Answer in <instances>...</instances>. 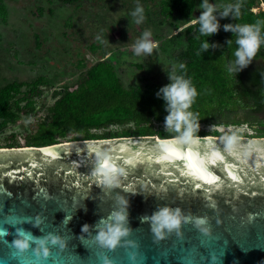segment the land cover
Wrapping results in <instances>:
<instances>
[{
  "label": "water",
  "instance_id": "obj_1",
  "mask_svg": "<svg viewBox=\"0 0 264 264\" xmlns=\"http://www.w3.org/2000/svg\"><path fill=\"white\" fill-rule=\"evenodd\" d=\"M177 136L0 147V233L8 232L0 234V264H104L102 257L110 264H264V137L235 136L227 150L226 135L179 144ZM98 152L124 168L121 186L105 187L93 175ZM204 168L218 178L211 185H201ZM120 198L127 201L129 233L105 249L95 236L122 207ZM163 207L206 216L209 232L190 221L157 238L143 218ZM18 230L60 236L65 247L49 243V256L38 259L33 242L17 254Z\"/></svg>",
  "mask_w": 264,
  "mask_h": 264
},
{
  "label": "rangeland",
  "instance_id": "obj_2",
  "mask_svg": "<svg viewBox=\"0 0 264 264\" xmlns=\"http://www.w3.org/2000/svg\"><path fill=\"white\" fill-rule=\"evenodd\" d=\"M161 1L0 0L4 11L2 16L0 13V88L17 81L26 83L21 87L26 91L29 83L39 80L36 87L39 94L21 100L17 116L0 130V147H6L9 142L26 146L24 135L44 112V106L60 90L73 87L98 60L113 63L125 85L170 80L169 74L178 67L173 52L185 43L184 38L194 24L191 21L196 17L160 14ZM240 1L211 0L219 10ZM252 1L255 11H264V0ZM200 3L198 0L196 16L200 14ZM137 4L144 8L145 19L141 24L134 23L130 15ZM145 30L152 32L156 47L150 55L135 56L132 45ZM29 118L31 123L27 122ZM240 119L227 125L199 124V128L206 135H213L217 130L237 131L232 135L240 137H264V113L248 121H243L241 116ZM155 126L165 127V122ZM11 134H15L14 139Z\"/></svg>",
  "mask_w": 264,
  "mask_h": 264
},
{
  "label": "trees",
  "instance_id": "obj_3",
  "mask_svg": "<svg viewBox=\"0 0 264 264\" xmlns=\"http://www.w3.org/2000/svg\"><path fill=\"white\" fill-rule=\"evenodd\" d=\"M197 3L198 0H162L160 14L193 19L196 17ZM239 10L237 18L230 15L223 22L220 19V30L212 36L201 35L199 25L194 23L184 38L185 43L173 52L178 65L174 71L189 79L196 88L197 96L189 110L197 116L198 124L227 125L240 122V116L243 121H248L264 113V45L247 67L237 73L228 72L238 46L235 43L236 35L224 31L223 25L264 21V11H255L252 0L240 1ZM0 13L1 16L4 14L2 5ZM261 28L264 34V24ZM229 40L231 43H227ZM205 41L218 46L203 50L201 44ZM181 64L184 65L182 69L179 67ZM38 82L29 83L26 91L21 90L26 83L17 81L0 88V130L17 116L21 100L39 94L36 89ZM170 82L125 85L113 63L107 59L98 60L73 87L60 90L56 98L44 106V112L24 135L25 145L42 146L60 142L64 138L176 136L178 133L173 130L155 126L156 123L165 122L168 115L166 102L157 93ZM20 93L23 95L15 98ZM111 126L121 128L113 129ZM237 133L215 130L213 135ZM206 134L199 128L196 135ZM11 137L14 139L15 134H11ZM11 146L14 145L10 142L6 145Z\"/></svg>",
  "mask_w": 264,
  "mask_h": 264
},
{
  "label": "clouds",
  "instance_id": "obj_4",
  "mask_svg": "<svg viewBox=\"0 0 264 264\" xmlns=\"http://www.w3.org/2000/svg\"><path fill=\"white\" fill-rule=\"evenodd\" d=\"M199 16H196L191 23L199 25V33L201 35L212 36L220 30V19L232 16L237 18L240 15L239 4L229 3L223 6V10H219L218 6L211 2V0H201L198 5ZM134 23L141 24L144 19V8L137 4L135 9L130 13ZM264 21H257L255 24H225L223 25L224 31H231L236 35L235 43L238 46L233 55L234 60L230 61L229 73H237L247 67L257 55L259 49L264 45V34H262L261 25ZM152 32L145 30L141 36L132 45V51L135 56L150 55L156 43L151 39ZM231 43V40L227 41ZM218 45H210L208 41L201 44L203 50L209 49V47H217ZM182 69L183 64L179 65ZM176 65H173V69ZM170 83L161 87L157 93L158 97H162L166 102V110L168 115L165 117V127L178 133L175 143H188L195 137L199 129L197 116L190 111V107L197 96L196 88L192 85L191 81L182 75H177L176 71H171L169 74ZM28 123H31V118L28 119ZM236 142L235 135L225 137V145L227 150H231ZM214 156H218L217 153H213ZM98 163L94 169L93 175L97 180L108 188H115L121 186V177L125 175L123 167L115 165L112 162V158L108 152H98ZM122 207L118 211H114L111 215L110 222L101 221L102 227H98L95 240L98 244L105 249H114L120 243L122 237H125L129 233V229L125 226L127 220L126 206L127 201L123 198L119 200ZM144 220H150L151 231L157 238H161L164 235V231L171 232L178 230L182 223L193 222L194 226L202 233L207 234L209 232L208 218L205 217H192L184 216L179 208L173 210L169 207L160 208L150 218L144 217ZM37 224L40 223V219L37 218ZM89 230L88 225H84L82 231L87 232ZM4 236L8 235L6 229L0 233ZM35 243L37 247L34 249V253L37 258H47L49 256V248L47 245H59L61 249L65 247V241L57 235L49 233L43 238L33 237L30 233H26L22 230H18L17 238L12 241V246L16 250L17 254L23 253L29 249L31 243ZM133 259L135 257H132ZM104 264H110V262L102 257Z\"/></svg>",
  "mask_w": 264,
  "mask_h": 264
},
{
  "label": "snow or ice",
  "instance_id": "obj_5",
  "mask_svg": "<svg viewBox=\"0 0 264 264\" xmlns=\"http://www.w3.org/2000/svg\"><path fill=\"white\" fill-rule=\"evenodd\" d=\"M162 159H165V158L162 157ZM126 163L130 164V161H126ZM203 171H205L207 175L202 179L201 185L203 184L211 185L218 179L211 173L210 169L204 168ZM234 175H238V174H234ZM201 185H198V186H201Z\"/></svg>",
  "mask_w": 264,
  "mask_h": 264
}]
</instances>
